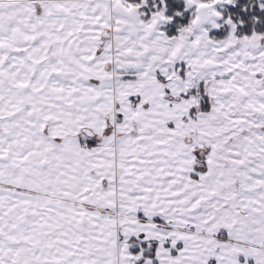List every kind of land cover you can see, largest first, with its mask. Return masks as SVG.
<instances>
[{
    "label": "crops",
    "instance_id": "obj_1",
    "mask_svg": "<svg viewBox=\"0 0 264 264\" xmlns=\"http://www.w3.org/2000/svg\"><path fill=\"white\" fill-rule=\"evenodd\" d=\"M114 1L0 0V264H264V37Z\"/></svg>",
    "mask_w": 264,
    "mask_h": 264
},
{
    "label": "trees",
    "instance_id": "obj_2",
    "mask_svg": "<svg viewBox=\"0 0 264 264\" xmlns=\"http://www.w3.org/2000/svg\"><path fill=\"white\" fill-rule=\"evenodd\" d=\"M146 9L143 6L141 17L148 20L160 14L164 21L160 30L167 36L183 32L193 26L197 17V4H210L217 14L214 25L209 27L211 38H239L243 36L264 37V0H148ZM135 6L134 0H130Z\"/></svg>",
    "mask_w": 264,
    "mask_h": 264
},
{
    "label": "flooded vegetation",
    "instance_id": "obj_3",
    "mask_svg": "<svg viewBox=\"0 0 264 264\" xmlns=\"http://www.w3.org/2000/svg\"><path fill=\"white\" fill-rule=\"evenodd\" d=\"M123 1H126V0H119V1H114V3L112 4V8H113V6H114V4H117V3H119L120 5H122L124 8H126V9H130V10H133L134 12H135V15H136V20L135 21H133V20H131V19H129V20H126V19H123L122 17H120V16H118L117 14H115L114 12H113V9L111 10V13H112V21H113V31H115V32H120V31H123V30H128L129 32H134L138 27H142L143 26V23H144V18H142L141 17V15H140V13L138 12V9H136L137 7H135L134 5H132V4H129V5H125L124 4V2ZM130 1V0H129ZM199 3V2H198ZM200 4H202V3H200ZM197 5H199V4H197ZM207 5V4H206ZM210 5V4H209ZM212 8V7H211ZM204 7H197V17H196V19L194 20V24H193V26H191V27H193V28H195L196 26H198V25H202V23L204 22V21H207V19L208 18H210L211 16H213V15H215V18H217V14L213 11V9H209V8H206V13H205V11H204ZM156 18V19H155ZM197 19H200L199 20V22H198V20ZM158 20H161L162 22H161V24L160 25H158V27H157V29L159 30V31H161L160 30V26L162 25V23H163V21H164V19H163V17L160 15V14H158V16L157 15H154V19H152V20H150L149 22H146V29H148V30H151V29H153L152 27H149V25H151V24H153V23H155V22H157ZM197 21V22H196ZM196 22V23H195ZM138 24V25H137ZM136 25V26H135ZM209 27H212V26H206V36L207 37H210L209 36ZM189 28V27H188ZM187 28V29H188ZM186 29V30H187ZM191 29V28H190ZM185 31V30H184ZM180 33H182V32H180ZM107 34V31H105L104 33H103V35H106ZM179 34V33H178ZM176 35V34H175ZM172 36H174V35H172ZM211 38V37H210ZM225 38H227V37H225ZM240 38V37H239ZM238 39V38H237ZM112 71H113V74H114V76L116 77H132V76H134V73L132 72V71H129V72H121V71H119V70H116V68H113L112 67ZM192 90H194V89H192ZM104 130H107V127L104 129ZM84 131H88V132H90V130H86V129H84L83 130V133L86 135V136H90L91 134H92V132H90L91 134L90 135H87Z\"/></svg>",
    "mask_w": 264,
    "mask_h": 264
},
{
    "label": "rangeland",
    "instance_id": "obj_4",
    "mask_svg": "<svg viewBox=\"0 0 264 264\" xmlns=\"http://www.w3.org/2000/svg\"><path fill=\"white\" fill-rule=\"evenodd\" d=\"M123 2H124L125 5L131 4V2L129 0H126V1H123ZM195 3L199 4V5H197L198 8L199 7L200 8L204 7L205 8L204 9L205 13H206V8H209L210 10L212 9L211 5H209V4H207V5L206 4H200L197 1H195ZM134 4H135V7H137L136 9H138V12H141L142 11V9H140L141 6H143L145 8V11H146V9L149 7L150 4H155V3L153 1H148V0H134ZM156 15L158 16V14H156ZM152 19H154V17H150L148 20L144 19L143 20L144 23H143L142 28H145L146 27V22H149ZM197 20L199 22L200 19H197ZM214 20H215V15L211 16L210 18H208L207 21H204L202 23V25L200 24V25L196 26L195 28H193V27H189L188 29L186 28L187 30L184 29L185 31H183L181 33V35L184 38L183 42H185V40L187 41L188 34H190V36H191L192 34H197L198 35L200 33L201 35L205 36L206 35V26H213L214 25ZM176 51H177V44H176V47L172 50V55L173 56L176 55V53H177ZM177 81L179 82V80H177ZM187 88H189V87L186 86V89ZM187 91L190 92L191 90L189 89ZM199 92H200V89L199 88H195L194 93H199Z\"/></svg>",
    "mask_w": 264,
    "mask_h": 264
},
{
    "label": "water",
    "instance_id": "obj_5",
    "mask_svg": "<svg viewBox=\"0 0 264 264\" xmlns=\"http://www.w3.org/2000/svg\"><path fill=\"white\" fill-rule=\"evenodd\" d=\"M113 12L115 14H117L118 16L122 17L123 19H126V20H133L135 21L136 20V15H135V12L133 10H130V9H126L124 8L122 5H120L119 3L117 4H114L113 6ZM137 21V20H136ZM138 25V24H137ZM136 26V25H135ZM87 135H90L91 133L88 132V131H84Z\"/></svg>",
    "mask_w": 264,
    "mask_h": 264
}]
</instances>
